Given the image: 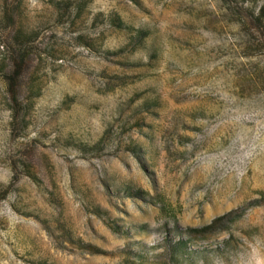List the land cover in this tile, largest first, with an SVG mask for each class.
<instances>
[{
	"label": "rangeland",
	"instance_id": "1",
	"mask_svg": "<svg viewBox=\"0 0 264 264\" xmlns=\"http://www.w3.org/2000/svg\"><path fill=\"white\" fill-rule=\"evenodd\" d=\"M256 18L264 0H0V264H264Z\"/></svg>",
	"mask_w": 264,
	"mask_h": 264
},
{
	"label": "trees",
	"instance_id": "2",
	"mask_svg": "<svg viewBox=\"0 0 264 264\" xmlns=\"http://www.w3.org/2000/svg\"><path fill=\"white\" fill-rule=\"evenodd\" d=\"M254 22V26L255 27H259L261 32H262V40L260 41V48L262 49V51L264 52V25L263 23L260 21V18H256ZM22 39L21 37H16L14 39V43H16L17 46V52L20 54L19 58L16 57H11V59L8 62V65L11 66L9 68V70L4 73V81L6 83V88L9 91H13V85L19 80V77L23 71V67L26 61L27 56L29 55L27 51H25L24 49H22L21 47H24L23 43H22ZM15 47L13 46V49ZM20 50H24L23 52H20Z\"/></svg>",
	"mask_w": 264,
	"mask_h": 264
}]
</instances>
